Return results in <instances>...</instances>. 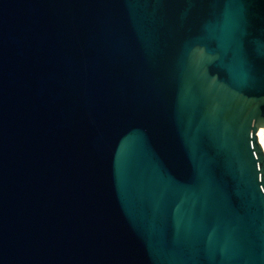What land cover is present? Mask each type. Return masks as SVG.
<instances>
[{"label":"water","instance_id":"water-1","mask_svg":"<svg viewBox=\"0 0 264 264\" xmlns=\"http://www.w3.org/2000/svg\"><path fill=\"white\" fill-rule=\"evenodd\" d=\"M264 0H0V264H264Z\"/></svg>","mask_w":264,"mask_h":264},{"label":"bare ground","instance_id":"bare-ground-1","mask_svg":"<svg viewBox=\"0 0 264 264\" xmlns=\"http://www.w3.org/2000/svg\"><path fill=\"white\" fill-rule=\"evenodd\" d=\"M258 137H259L260 143L264 147V127L259 130Z\"/></svg>","mask_w":264,"mask_h":264}]
</instances>
